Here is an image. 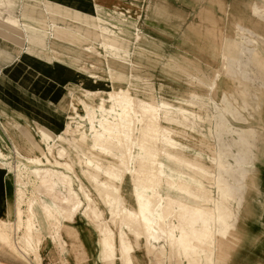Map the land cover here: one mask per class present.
Instances as JSON below:
<instances>
[{"label":"rangeland","instance_id":"374dc122","mask_svg":"<svg viewBox=\"0 0 264 264\" xmlns=\"http://www.w3.org/2000/svg\"><path fill=\"white\" fill-rule=\"evenodd\" d=\"M91 1H93V8L101 11L83 12L60 4L46 3L44 6L48 9L37 10L33 7L22 12L21 16V18L33 21L51 23L49 26L55 24L69 31H75L91 42L92 47H70L66 43L53 41L50 29L47 30L44 37L40 34H33L36 36L34 41L38 44L40 41H43V44L47 43L51 57L58 66L71 68L72 83L67 81L63 84L64 81L58 80L60 85L57 86L51 81L54 78H50L48 75L42 73L26 75L27 72L38 71L36 69L23 72L26 73L23 76L21 74L17 76L13 70L6 72V76L13 79L14 82L22 76V79L29 83L27 88H30V91L36 96L40 93L39 98L43 100L53 101L56 92L62 91V97L58 99L62 100L63 105L61 104L59 108L66 106L65 102L70 98L71 110L60 115L63 118L64 127L59 133L67 134L71 130H76L77 126L89 129V122L79 119L75 121L77 115L88 114L90 118L97 119L99 117L97 111H102L104 108L114 110V105L118 102L121 103L120 92L130 84L128 80L132 69L140 73L148 72L154 76L153 80L156 86L158 83L171 84L170 89L173 91L165 88L162 93L164 99L176 103V99L180 96L185 103L192 101L189 89L184 85L185 78L179 76L159 78L156 77L157 67L148 68L140 65L139 68L137 66L134 68L135 66L132 64V56L135 53H141L144 58L158 65L168 64L170 66L180 60L179 58L182 56L190 59L193 63L186 67L189 71L198 73V78L204 79L205 82L207 79L203 77L209 74L210 79L215 83L213 94L207 92L206 88L201 89L200 93L201 98L207 103L205 114L202 115L205 121L202 128L198 129L202 136L209 140V128L213 130L218 118L225 119L233 131L222 134V138L229 144V134H233L231 137L241 140L238 148L242 146V150L251 154L252 139L245 137L244 132L240 129L245 128L255 135L261 132L264 134V127L260 126L258 121L260 119L255 115L259 107V112L264 118V79L255 66V61L248 56L252 51L257 52L264 48V0H244L241 3L237 0L231 2L226 0ZM247 4L252 5V10L248 11L250 16L261 23L259 28L254 29L247 24L235 26L234 22L245 16ZM208 14L214 19V22L216 19L215 25L205 17ZM7 17L8 12L0 14L1 19ZM13 17H15L14 13ZM108 20L116 23L113 24ZM206 31L214 39L210 38L205 33ZM218 31L222 36L218 34ZM139 32L145 37V41L138 42L137 34ZM230 44H232V48H229ZM229 49L234 59L223 60L221 54ZM224 66L226 68H223ZM78 76H83L86 79L90 89L83 88L74 82ZM70 88L75 93H70V97H68L67 93L70 92ZM59 96L61 95L59 94ZM193 100L196 101V99ZM175 105H172V109L176 107ZM116 111L122 112V106L117 105ZM190 119L200 124L197 117L190 115ZM3 123L13 125L14 132H5ZM199 127L201 126L199 125ZM260 127L263 130H260ZM192 128L195 129L193 136L197 137L195 136L197 125ZM43 129L53 136L58 134H53L45 127L30 121L0 102V154H3L0 160L8 167L5 171V167L0 165L1 185L5 198L4 206L0 208V220L10 225L7 229L10 241H14L17 248L21 250L18 252L2 245L0 241V264H102L97 248L98 236L94 226L83 220L81 215H63L59 211L57 212L60 198L67 194L69 187L71 189L72 184L69 177L72 178L76 191H78L79 183L70 174L72 170L69 164L64 163L60 158L56 160L49 155L45 146L52 144L51 136L48 135L50 139L44 140L43 132L45 131ZM246 138L249 139L250 144L244 147L243 139L246 140ZM25 139H29L33 144L41 145V149L35 155L40 158L37 165L28 162L24 158L26 157L25 153L17 151V148L22 151L25 149ZM237 139L236 141H238ZM209 141L214 144L213 141ZM214 145L217 151L221 147L219 142ZM189 151L186 153L194 156V150L189 149ZM262 151L264 152V147L260 148L258 156H261ZM232 153H236L235 148H232ZM75 158L74 155L72 159ZM100 158L103 160L105 156L100 155ZM226 159L233 164L231 157ZM205 163L208 167L213 168L212 163ZM55 167L59 169L55 170ZM37 168L40 173L39 178L34 174ZM261 174L264 177V166L261 168ZM18 177L22 180L25 194L17 211V207L14 210V206L18 199L17 189L20 188L16 184ZM83 183L92 192V184L86 181ZM134 189L130 177L127 176L124 183L118 185V195L120 194L124 199L131 201L130 196H133ZM213 197L216 198L215 191ZM29 201H33L35 204V219H30L27 213ZM110 218L106 212L102 221L112 228L117 237L116 242L121 233V236L131 243L133 263H178V259L175 257L170 260L156 261L153 255L155 253L150 254L140 239L132 238L125 229L121 228L120 223L112 222ZM262 218L263 216H258L257 219L260 221ZM238 220H240V226L245 227L247 222L242 215ZM258 226H264V222L261 224L259 222ZM86 230L91 234L89 242L83 237ZM26 232L29 236L26 235L22 239L23 233ZM260 243L259 241L256 246H259ZM162 245L166 247L164 241L160 244L154 243L155 250H160ZM166 251L169 254L167 247ZM118 256L119 253H117L114 263L122 264ZM180 261L182 264H186L184 259H180ZM107 263L111 264L110 261Z\"/></svg>","mask_w":264,"mask_h":264},{"label":"bare ground","instance_id":"6f19581e","mask_svg":"<svg viewBox=\"0 0 264 264\" xmlns=\"http://www.w3.org/2000/svg\"><path fill=\"white\" fill-rule=\"evenodd\" d=\"M246 8L245 16L234 22L235 26L247 24L251 28H259L261 23L255 21L248 13L252 10V5L247 4ZM205 17L214 25L217 22L216 19L214 22L210 14ZM205 33L214 39L208 31ZM218 34L222 36L219 31ZM259 35L261 36L262 32ZM137 40L143 42L145 37L139 32ZM232 44L229 48H232ZM221 56L223 60L234 59L230 49L225 50ZM248 56L255 61L254 64L264 79V48L257 52L252 51ZM179 59L172 66L158 65L144 58L141 53H135L132 56V64L134 68L140 65L148 68L157 67L156 77L159 78L165 79L169 76L185 78L184 85L189 89L192 101L185 103L180 96L176 99L178 103L164 99L162 93L165 88L173 91L170 89L171 84L158 83L156 86L154 76L148 72L140 73L132 69L128 80L130 84L120 92L121 103H116L114 110L104 108L102 111H97L99 114L97 119L90 118L88 114L77 115L75 121L79 119L89 122V129L77 126L76 130H71L67 134L61 132L55 136L43 129L44 140L50 139L48 138L50 135L52 143L46 144L45 147L52 158L56 160L60 158L70 167L74 166L80 181L92 184V191L98 198V205L92 208L93 223L102 220L104 214L109 212V216L120 223L121 228L135 239L150 243L159 241L160 236H163L167 246L176 254L183 252L188 255L191 252L196 258L202 251H209L210 257L206 259L208 264H221L225 259H229L223 256V251L234 256L241 248L242 240L235 248L234 241L228 239L234 230L235 220L232 209L220 210V204L228 205L237 198L239 210L252 192L255 177L253 173L241 176L245 194L239 197L237 191L242 187L240 186L238 190L232 188L228 179L231 165L224 159L230 149L229 144L222 138V134L230 132V126L225 119L218 118L213 130L209 128L208 131L209 139L221 144L218 151L205 137L196 139L191 134L192 127L197 123L190 119V115L197 117L200 123L205 121L202 115L205 114L207 103L201 98V89L206 88L207 92L213 94L215 83L210 79L209 74L203 77L207 79L206 83L204 79L198 78V73L189 71L186 67L193 64L190 59L182 56ZM70 93L75 92L70 89ZM193 99L196 101L194 102ZM117 105L122 106V112L116 111ZM172 105L176 107L172 109ZM257 109L255 115L259 118V107ZM3 129L5 132H14L13 125L9 123H3ZM25 144L23 151L20 148H17V151L25 153L24 158L31 164L37 165L40 158L35 155L41 149V145L33 144L29 139H25ZM189 149L194 150V156L186 153ZM203 153L211 160L213 168H216V174H212L210 168L198 160ZM74 155L76 158L72 159ZM100 155L105 158L102 160ZM0 157H3L2 153ZM0 165L5 167V171L8 168L1 160ZM34 174L39 178L38 168L35 169ZM127 176L136 189L140 188L139 192L135 191L133 196H130L131 201L118 195V185L124 183ZM204 178L207 180L206 188L203 187ZM16 184L20 188L17 189L18 199L14 210L17 207L18 211L25 190L23 191L24 185L19 177ZM210 189L216 190L215 199L221 200L220 202L211 197ZM89 197L90 193L86 192L87 201ZM27 205L29 218L35 219V204L29 201ZM81 207V201L69 187L67 194L58 202L57 212L75 216ZM243 208L248 210L246 207ZM170 217L175 218L176 226L170 227L168 221ZM227 220L232 222L229 223ZM9 226L5 221L0 220V241L2 245L19 252L20 248H17L14 241H10V234L7 233ZM221 232L227 237L225 242L218 240V234ZM26 235L27 232L23 233L21 238L24 239ZM113 236L114 234L110 235V240ZM105 243L106 248L110 247V251L114 253V246L110 242ZM121 243L119 252L121 251L124 262L131 264L133 258L131 243ZM106 253L103 251V260L110 257ZM189 264H200V262L192 260Z\"/></svg>","mask_w":264,"mask_h":264},{"label":"crops","instance_id":"0c3cea01","mask_svg":"<svg viewBox=\"0 0 264 264\" xmlns=\"http://www.w3.org/2000/svg\"><path fill=\"white\" fill-rule=\"evenodd\" d=\"M226 1L231 2L232 0ZM237 1L241 3L244 0ZM46 3L51 5L60 4L73 9H78L83 12L101 10L95 7L93 8V1L91 0H40V2H38V0H0V14L8 12L7 18H0V102L3 103L5 107L7 106L14 112L22 114L30 121L38 123L41 126L45 127L53 134H57L64 127L63 118L60 115H63L69 111V107L71 104L70 98H68V100L65 102L66 106H62L61 108H59L61 104L63 105L62 100L58 99L62 97V91L56 92L54 96L55 99H53V101L43 100L39 98L40 93L36 96V94L34 95L30 91V88H27L29 83L22 79V76L23 74H26L23 72L29 69H36L38 71L31 73L27 72L26 75H33L32 73H42L44 75H48L50 78H54L51 79L52 83L59 86L60 83L58 82V80L64 81L63 84H65L67 81L69 83H72V71L70 70V67L68 69V66H66V68L58 66L57 62H54L55 60L53 59V57H51V51L48 50L47 43L43 44V41H40V44H38L34 41L36 36H34L33 34H40L44 37L47 30L50 29L52 31L53 41L55 40L57 42L66 43L70 47L92 46L91 42L88 41V39L83 38L82 36H80V34L75 31H69L68 29L55 24L49 26L51 23L47 24L36 20L33 21L27 18H21L22 12H24L25 10H29L30 8L35 7L37 10L40 8H43V10L48 9V7L46 8L44 6ZM13 13L15 14V17L12 18ZM106 15L108 16V14ZM108 21L112 22L113 24L116 23H114V21L112 20ZM8 70H13L17 76H19L20 74L22 76L14 82L13 79L6 76V72ZM74 82L83 88L90 89L88 82L83 76L76 77ZM59 94L61 96H59ZM67 96L70 97V92L67 93ZM259 119L260 120L258 121L260 122V126L264 127V118L261 114ZM202 124L203 123L197 124L195 136H197L198 138L193 136L196 139H199L202 136L201 132L198 130L199 128H202ZM199 125L201 127H199ZM194 130L195 129L192 128V135H194ZM260 130H263V128L260 127ZM231 131L233 130H231L230 127V132ZM240 131L244 132L243 134L245 135V137H250L252 139L254 147H251V154H248L246 150H242V146L238 148V145L241 140L239 141V139H237L235 135L236 139L238 140L236 141V139L231 137V135L233 134H229L228 138L230 139V149L229 154L224 159L228 162V159L226 158L231 157L233 159V164L228 162L231 165L228 179L234 190H238L240 186L242 187L244 181L241 176L245 175L246 173H253L255 181L252 192L247 198V202H245L239 210L237 209V198L235 200L230 201V204L228 205L222 203L220 204V210H224L226 208L232 209L233 218L235 220L234 230L232 233H230L228 239L234 241L235 248H237L236 244L239 243V241L241 240V244L243 246L242 247L241 244L239 245L241 246V248L238 249L237 253L234 256L230 253L228 254L221 250L223 251V256L229 257V259H225L224 263L221 264H264V226H258L259 222L260 224L261 222H264V177L261 174V168H263L264 166V152L262 151L261 156H258L260 148L264 147V134L261 132L258 135H255L252 132H248V130H246L245 128H241ZM213 143L215 144L217 142L213 141ZM214 144L211 145L215 146ZM243 144L244 147L249 145V139H243ZM232 148H235V154L232 153ZM198 160L203 162L204 165H206L205 162L211 163V160L207 159L204 153L198 157ZM57 169L59 168L55 167V170ZM71 170L72 172L70 174L73 175L75 181L79 183L78 191H76L74 189L73 180L71 177H69L70 183L72 184L71 189L82 203V207L79 209L77 215H81L83 220H85L90 225L94 226V228L96 229V233L98 236L97 248L100 255V263L108 264L107 262L111 261V264H115L114 260L117 259V253H119L118 257L121 263L129 264L127 263V261L126 263L124 262L120 253L121 251L119 252L122 245L121 242H129L128 239L125 240L122 236H119L118 241L116 242L117 237L114 234L112 228L109 227L107 223L103 222L102 220L93 223L92 208L98 205V198L93 191L92 193L91 190H89V188H87L85 184L80 181L79 177L75 173L74 166L71 167ZM210 172L212 174H216L217 170L216 168H210ZM1 179L2 175L0 174V208L4 206L3 204L5 200L2 191ZM203 180V187L206 188L207 180H205V178ZM132 186L134 185L132 184ZM243 188L244 187H242L240 191H237L239 197L245 194V190ZM133 191L139 192L140 188H135ZM214 191L216 192L215 189H210L209 192L211 194V197H213ZM86 192L90 193L89 201H87L86 199ZM216 201L220 202L221 200L217 199ZM243 207H246L248 210L244 209ZM107 210L109 211V209ZM159 212L162 211L159 210ZM241 215L246 219L247 223H245V227L240 226V220L238 219ZM258 216H263L262 220L259 221V219H257ZM110 219L112 222L116 221L113 217H111ZM168 221L170 223V227H172L173 225H177V221L174 217H170ZM228 222L231 223L232 221L230 220ZM111 234H114L112 240H110ZM83 237L86 239V241L89 242L91 238L90 232L86 230L83 234ZM175 237L177 238V234H175ZM226 238L227 237H225L224 232L218 234V240H220V242H225ZM162 240L166 243V247L169 249V254H167L166 247L164 245L160 246V250H155L156 247L154 246V243L160 244L163 242ZM106 241L107 243L110 242L114 246V253L110 251V247L106 248ZM259 241L261 242L260 245L256 246ZM141 242L143 243V245H145L150 254L155 253L153 255L155 256V259L158 262L162 259L170 260L171 258L175 257L178 259L177 264H182V261H180V259H184L186 264L191 263L192 260L196 261L197 263L200 262V264H208L206 259L210 257L209 251H202L196 258L193 256V254H191V252L188 253V255L184 254L183 252H177L176 254L173 252L172 249L170 250V248L167 246V242L165 241L163 236H160V240L157 242ZM103 251H106V254L110 256L106 260L102 259ZM131 264L135 263H133V261L131 260Z\"/></svg>","mask_w":264,"mask_h":264}]
</instances>
